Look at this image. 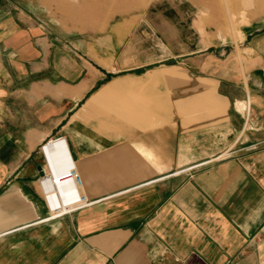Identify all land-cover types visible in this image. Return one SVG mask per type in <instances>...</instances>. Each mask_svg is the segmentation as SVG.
<instances>
[{
	"label": "crops",
	"instance_id": "obj_1",
	"mask_svg": "<svg viewBox=\"0 0 264 264\" xmlns=\"http://www.w3.org/2000/svg\"><path fill=\"white\" fill-rule=\"evenodd\" d=\"M152 14L160 50L92 56L0 0V264H264V54Z\"/></svg>",
	"mask_w": 264,
	"mask_h": 264
},
{
	"label": "rangeland",
	"instance_id": "obj_2",
	"mask_svg": "<svg viewBox=\"0 0 264 264\" xmlns=\"http://www.w3.org/2000/svg\"><path fill=\"white\" fill-rule=\"evenodd\" d=\"M9 3L11 9L19 8L35 17L57 39L59 47L92 56L117 47L139 48L145 54L160 50L149 40L152 13L156 19L163 15L181 31L184 28L188 33H204L210 39H218L229 49L232 47L241 59L242 47H250L249 44L264 54V0H9Z\"/></svg>",
	"mask_w": 264,
	"mask_h": 264
},
{
	"label": "bare ground",
	"instance_id": "obj_3",
	"mask_svg": "<svg viewBox=\"0 0 264 264\" xmlns=\"http://www.w3.org/2000/svg\"><path fill=\"white\" fill-rule=\"evenodd\" d=\"M50 146L53 147V149H50L49 151H50V154H51L50 156L53 158V162H54V165H55V168L53 170H54L56 176H58V175H60V176L61 175H64V177H67V172L66 173L65 172L63 173L62 172V168H63L62 165L65 163V161L67 159H70L69 156L65 152H59V150H58L59 149L58 148L59 146H58V144L56 142H54V143H49V142L46 143L45 145L42 146V150H45L46 147L49 148ZM58 154L61 155V159H58ZM45 162H46V160H45ZM45 169H47V163H45ZM47 170H49V169H47ZM49 172H50V170H49ZM45 176H47V180L49 182H51L50 180H51L52 176L50 174H46L42 178H44ZM41 179H40V182L42 183ZM58 181L60 183V189H61V193H62V195H60L61 203L64 204V207L66 209H67V207H71L73 205H76L78 203V201H74V200L72 201L71 198L69 197V191L67 189H65L66 185L70 184V181H67L66 178L65 179H61V181L60 180H58ZM51 183L52 184H55L54 181L51 182ZM72 184L76 186V183L75 182H72ZM64 189H65V191H64ZM76 195H78V193H76ZM78 196H77V199H78ZM46 201H47V204H48V208L53 212V214L57 213L58 211L61 212V213L64 212V211H62L61 205L58 202L53 207L52 206V203L48 200L47 197H46ZM72 202H73V204H71Z\"/></svg>",
	"mask_w": 264,
	"mask_h": 264
},
{
	"label": "built area",
	"instance_id": "obj_4",
	"mask_svg": "<svg viewBox=\"0 0 264 264\" xmlns=\"http://www.w3.org/2000/svg\"><path fill=\"white\" fill-rule=\"evenodd\" d=\"M63 146L64 145L60 144L59 149H58L59 152H65V148ZM62 166H63L62 172L63 173L67 172L66 180L70 181V184H71L69 187L67 186L68 187L67 190L69 191V197L71 198L72 201L74 200V201H78V203L79 202L80 203H85L83 197H80V196L76 195L77 191H76L74 185L72 184V182H75L76 184L80 183V179H79L77 173L75 172V169H74L73 163L71 162V159H67ZM43 176H44V173H43ZM77 196H78V199H77ZM81 206L82 205H80L79 207H81ZM72 209L73 208L68 209L67 211H64L61 214H65L66 212H70ZM49 212H50L49 218H52L53 216L61 215V214L54 215L50 209H49Z\"/></svg>",
	"mask_w": 264,
	"mask_h": 264
},
{
	"label": "water",
	"instance_id": "obj_5",
	"mask_svg": "<svg viewBox=\"0 0 264 264\" xmlns=\"http://www.w3.org/2000/svg\"><path fill=\"white\" fill-rule=\"evenodd\" d=\"M175 60L174 59H171L169 61H164V62H161V64H166V65H172V64H175ZM143 69H139V71H142ZM41 176H43V173L41 172ZM57 182V181H56ZM57 186V185H56Z\"/></svg>",
	"mask_w": 264,
	"mask_h": 264
}]
</instances>
